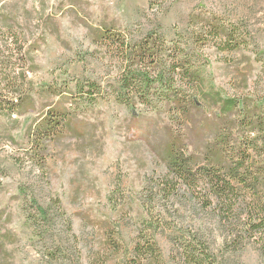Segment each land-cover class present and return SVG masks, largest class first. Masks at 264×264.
<instances>
[{
  "label": "rangeland",
  "instance_id": "rangeland-1",
  "mask_svg": "<svg viewBox=\"0 0 264 264\" xmlns=\"http://www.w3.org/2000/svg\"><path fill=\"white\" fill-rule=\"evenodd\" d=\"M196 15L235 26L242 46L228 53L212 42L195 45ZM103 28L133 42L151 33L177 42L203 75L205 92L250 99L264 116V0H0V226L15 240L5 245L2 264H91L104 254L94 221L109 222L125 247L110 259L120 264L134 262L139 231L158 247L154 264H179L175 245L193 236L218 258L224 254V264H264L253 241L230 257L214 216L188 193L156 195L166 176L165 127L184 130L157 98L153 107L134 109L116 102L120 62L94 42ZM18 91L33 112L10 106ZM61 93L76 95L75 106H64L94 127L84 139L51 144L40 170L26 152L27 133ZM203 114L211 120L214 111ZM185 134L190 150L204 143L191 129ZM234 135L241 142L239 131ZM252 155L253 168L264 169V149Z\"/></svg>",
  "mask_w": 264,
  "mask_h": 264
},
{
  "label": "trees",
  "instance_id": "trees-1",
  "mask_svg": "<svg viewBox=\"0 0 264 264\" xmlns=\"http://www.w3.org/2000/svg\"><path fill=\"white\" fill-rule=\"evenodd\" d=\"M190 24L193 28L191 41L195 45L212 42L221 52L228 53L242 46L235 26L225 25L218 17L196 15L191 17ZM94 34V42L106 48L107 53L120 62L116 102L134 109L137 104L153 107L157 98L167 109L171 120L185 133L191 129L198 138L204 139L202 146L201 142L199 144L201 147L190 150L184 132L181 134L165 127L167 140L161 160L166 176L165 183L157 187L156 195L168 199L185 192L195 198L200 208L207 209L214 216L216 225L222 230L223 248L230 257L250 241L259 244L264 254V169L251 165V155L260 156L264 149L257 145L258 141L264 142V136L258 138L264 134V116L259 113L257 105L247 98L243 102L222 98L213 89L205 92L203 75L177 42L167 45L163 37L153 33L133 42L106 28ZM15 83L12 88L16 89ZM95 88L93 83L88 85L91 96H94ZM152 91L155 93L151 94ZM18 92H15L17 104L10 106L22 110L20 114L33 112L32 101ZM88 94L90 96V92ZM75 96L71 95V100H68L61 93L58 101L47 105L28 130L26 152L40 170L45 169L51 144H59L62 139H84L88 135L87 129L94 127L64 106V102L75 106ZM0 106H4L2 99ZM206 109L214 111L213 119L204 117ZM236 131L242 136L241 142L234 135ZM237 144L241 148H235ZM199 184L203 188L200 192L197 191ZM5 220L0 217V221ZM91 225L102 233L100 247L104 253L100 257L95 256L91 264L99 258L100 264L112 261V264H120L110 259L113 254H122L125 247L116 238L109 222L94 221ZM14 241L13 236L0 226V264L6 257L5 245ZM175 246L179 264H222L224 260V254L218 258L196 236L192 240L184 238ZM133 253L134 262L130 264L160 261L158 247L141 231L134 242Z\"/></svg>",
  "mask_w": 264,
  "mask_h": 264
}]
</instances>
